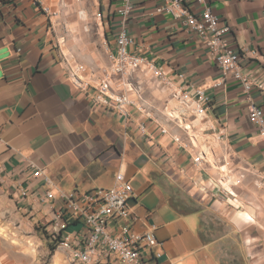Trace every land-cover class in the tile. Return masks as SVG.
Masks as SVG:
<instances>
[{"label":"crops","instance_id":"1","mask_svg":"<svg viewBox=\"0 0 264 264\" xmlns=\"http://www.w3.org/2000/svg\"><path fill=\"white\" fill-rule=\"evenodd\" d=\"M70 1L41 0L59 11L49 16L34 0H0V171L18 189L45 190L42 177L33 176L40 168L55 190L86 193L113 186L120 170L133 188L132 229L152 230L159 243L155 264H264V189L258 186L264 180V137L249 117L251 104L264 112V0L186 4L196 15L207 4L220 25L230 27L225 37L241 55L242 72L252 81L249 92L236 80L219 84L206 43L181 19L157 12L164 0H133L129 52L156 67L171 86L146 67L132 74L143 84L152 115L149 120L132 109L146 123L147 136L134 127L125 130L114 112L94 106L91 92L69 77L70 55L91 65L105 53L112 65L121 0H88L100 16L93 18L92 42L81 19L62 7ZM102 36L106 49H99ZM179 88H201L207 96L209 123L223 135L216 155L228 156L241 176L237 198L214 189L193 166V153L173 141L184 133L162 110L166 102L175 104L170 94ZM81 229L75 223L67 231ZM60 251L63 264H76Z\"/></svg>","mask_w":264,"mask_h":264},{"label":"built area","instance_id":"2","mask_svg":"<svg viewBox=\"0 0 264 264\" xmlns=\"http://www.w3.org/2000/svg\"><path fill=\"white\" fill-rule=\"evenodd\" d=\"M191 0H164L157 12H168L174 18L181 19L195 36L203 40L220 70L219 84L232 79L239 81L246 92L252 88V81L242 72L241 55L235 51L226 39L230 27L220 25L218 17L204 4L200 14L192 13L186 4ZM34 2L49 16L57 12L44 6L41 0ZM203 3L204 0H197ZM133 10V0H121L117 9L119 24L116 32V54L111 56L112 65L96 85H90L80 79L78 74L69 71L72 84L83 91H90L94 106L107 112H114L125 130L136 128L139 134L147 136V125L137 120L132 109L151 119L149 103L142 84L132 80V74L146 67L160 81L171 87L162 74L144 58L129 52L133 40L127 32V20ZM98 17L100 18L99 14ZM245 53L256 55V52ZM70 69V68H69ZM116 77V81H114ZM170 99L163 106L162 114L169 122L180 129L184 135L174 134L172 139L181 149L193 153L192 163L196 171L210 182L214 189L223 195L237 198L235 188L241 183V176L232 165L228 156H217L216 151L223 141L222 133L216 132L207 117L208 98L203 89L194 92L173 89ZM250 121L264 137V112L250 105ZM166 134L167 129L160 131ZM31 167L35 169L34 164ZM214 170L212 176L208 170ZM33 176L42 177L46 186L42 192L31 191L24 187L17 190L24 211L45 209L49 215L51 238L58 241L60 248L76 264H155L160 254L153 249L159 245L152 230L136 232L131 227L132 215L129 201L133 197V188L125 173L118 171L115 183L110 188H97L86 193L55 190L43 169L37 168ZM264 189V180L258 184ZM207 192L205 185H199ZM52 201V202H51ZM34 206V207H33ZM80 223L82 229L68 232L72 224Z\"/></svg>","mask_w":264,"mask_h":264},{"label":"rangeland","instance_id":"3","mask_svg":"<svg viewBox=\"0 0 264 264\" xmlns=\"http://www.w3.org/2000/svg\"><path fill=\"white\" fill-rule=\"evenodd\" d=\"M62 7L81 19V29L89 35L87 42H92L96 38L93 29L97 30L93 18L99 20V17L97 12L92 13L89 9L88 0H71ZM52 10L58 15L59 11ZM75 34H78V30H75ZM101 39L99 49H106L103 36ZM67 60L69 71L77 73L90 85H96L111 66L105 53L99 55L96 65L81 62L74 55ZM143 90L145 93L144 87ZM17 190L0 171V264H63L62 255L59 254L61 251L57 247L59 243L51 238L48 211L37 208L24 211ZM55 244L56 249L51 251L50 247Z\"/></svg>","mask_w":264,"mask_h":264},{"label":"trees","instance_id":"4","mask_svg":"<svg viewBox=\"0 0 264 264\" xmlns=\"http://www.w3.org/2000/svg\"><path fill=\"white\" fill-rule=\"evenodd\" d=\"M56 249V244L50 247L51 251H54Z\"/></svg>","mask_w":264,"mask_h":264}]
</instances>
